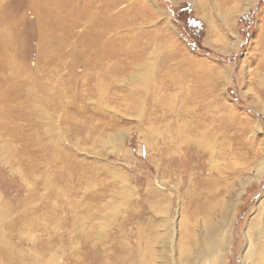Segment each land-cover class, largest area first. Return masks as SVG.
Instances as JSON below:
<instances>
[{
    "label": "rangeland",
    "instance_id": "374dc122",
    "mask_svg": "<svg viewBox=\"0 0 264 264\" xmlns=\"http://www.w3.org/2000/svg\"><path fill=\"white\" fill-rule=\"evenodd\" d=\"M0 36V83L8 79L4 53L11 48L17 75L14 84L2 88L0 101L14 105V118L25 114L15 124L24 123L31 131L39 128V134L48 131L49 141L70 155L61 160L60 169L73 180L62 176L53 185L50 202L58 206L63 220L59 233L74 238L73 248L110 256L115 240L132 246L138 229L145 227L150 231L145 235L155 238L149 244L148 262L136 256L141 252L137 247L129 251L126 264H250L259 256L264 245V0H0ZM5 36L11 38L4 42ZM110 49L118 54L105 59ZM117 59L121 66L132 62L113 78L107 72L95 78L88 68L93 62ZM148 63L151 74L141 71ZM184 66L199 79L170 85L160 78L170 69L171 76L183 78ZM104 87L108 92L97 101L96 90ZM38 89L65 103L59 108L42 103L39 121L30 113L38 105L31 96ZM194 89L201 95L197 101L190 97ZM115 94L117 100L132 95L144 109L153 98L162 104L156 113L166 118L149 121L145 111L141 117L125 113L121 99L119 107L110 103ZM170 106L200 107L206 114L214 109L220 117L216 125L224 122L233 142L250 148V159L256 157L243 172L225 176L224 182L216 170L221 209L203 227L199 224L194 232L197 241L183 251L177 248L181 208L192 179L187 170L195 158L184 147L178 149L173 162L180 177L163 173L157 147L166 139L168 147L164 124L176 119L169 116ZM179 121L183 123V116ZM156 128V140L148 139L147 131ZM85 133L95 136L84 139ZM26 158L32 161V155ZM241 158L236 155L235 163ZM76 162L82 163L79 170ZM220 163L216 168H222ZM0 169H9V164L0 163ZM3 181L0 186L12 189L11 195L24 194L33 185L17 174ZM72 217L74 226L68 227Z\"/></svg>",
    "mask_w": 264,
    "mask_h": 264
},
{
    "label": "bare ground",
    "instance_id": "6f19581e",
    "mask_svg": "<svg viewBox=\"0 0 264 264\" xmlns=\"http://www.w3.org/2000/svg\"><path fill=\"white\" fill-rule=\"evenodd\" d=\"M221 1L223 3L227 2V0ZM102 12H104V10ZM2 33L3 34L1 35H8L5 32ZM8 38L10 39L11 37L5 36L4 42L7 41ZM11 50L7 54L4 53L6 63L5 68L3 69L7 74L8 79L5 78L7 81L3 84L0 83V93H2V88L5 85L10 83L14 84L13 82H15V80H13V77L15 76L16 78L17 76L13 74L15 72V62L13 64V52ZM114 52V50H111L104 53L103 56H105V59L110 56L111 59L113 55L118 54ZM124 52L127 53V50H124ZM119 61L120 60L117 62H107L104 60L103 63L100 64H98L99 62H93L91 67L88 68H91L93 74L96 75L95 78H98V76L101 75L100 73L105 72L110 74V77L113 78L115 75H118L120 69L123 70L132 62H127L126 66H121ZM134 65L135 63H133V66ZM182 68L185 69V66ZM143 69H145L144 73L151 74L149 63L144 64L141 71ZM172 71L173 70L170 69L160 74L162 81H168L170 82V85H173L175 83L177 84V82H183V80L196 81L198 78L191 67L185 69L186 76L183 78H174L171 76V74H173ZM139 73L141 72L139 71ZM99 81L100 79L97 80L98 86L101 84ZM24 82V86H27V82ZM65 83L66 82L63 81L62 85L65 86ZM108 87L112 88L113 84L110 85V83H108ZM108 87H104L103 91L99 89L96 90V95L94 96L98 98L97 101L102 99L101 97L108 92H105V88ZM116 89L118 90V87ZM45 90L47 89L45 88ZM69 90H72V86ZM41 91L42 90L38 91L35 95H31L34 96L32 98L34 101H38L36 108H34L33 112H30L35 116L33 118L37 121L40 119V107L43 106L42 103L55 108L63 107V105H65L63 101L61 102V99L59 101L56 99V94H47L45 91H42L41 93ZM57 92L59 93V91ZM115 92L118 93L119 91L115 90ZM191 93L192 95L190 97L192 98V101H195L198 96L201 97V95L197 94L198 92H196V89L192 90ZM59 94L63 93L60 92ZM62 96L60 95V97ZM116 96H119V94H115L113 96L114 98L112 97L110 99V103L119 107V100L121 99L123 102L121 109H123L125 113H134L141 117L145 111L147 119H154V121L161 119V117L163 119L166 118V115L161 116L156 113L155 110H160L162 104H160L159 101H154L153 98L148 104V109H144L139 103H137V101H133L134 99L130 94L125 95L119 100H117ZM75 97L76 96L74 95L73 100ZM30 99V96L25 98V107L29 106ZM152 105H154V108L150 110ZM13 106L14 105H11L9 102H6V100L3 103L0 101V163L2 165H5L6 163L9 164V169L4 171L0 169V181H10L12 175L17 174L22 181L30 180L33 185H31V188L30 186H27L24 190V194L15 195H11L12 189L2 188V186H0V264H126L129 251L137 247L138 249H141V252L136 256L140 257V255H142V261H147V259H145L147 257V251L150 249V245L155 238L153 235V237H151L150 234L145 235L150 232L145 227L138 229L137 237L134 242L135 244L132 246H127L129 241L124 239L115 240L116 245L115 248L111 250L112 254L110 256L106 255V253H104L105 251H102V254L93 250L83 252L78 251L73 248V237L64 238L63 234L59 233V226H62L63 220L58 213V206L55 207L56 205H52L50 200L53 192H55L53 185H56V183L61 180L62 176L67 175V181L69 179V181L73 180L71 175L68 176L69 174L61 172L60 169L61 160L68 159L70 155H68V152L61 149L62 147L59 144L49 141L52 134H49L48 131L46 132V135L45 132L39 134L36 132L39 128L36 130L33 129L32 132L25 127L24 123L18 122L15 124V119L23 117L25 114L21 112L14 118L13 116H15V114L12 113L14 110L12 109ZM172 106H170V110L167 111H170L169 116H172L173 118L175 117L176 119L175 121L172 120L170 123L164 124V130L167 132L168 137V147H164L167 145V139L164 141L163 146L157 145L158 154L161 157V165L163 166V173L169 177H172L173 175H178V177H180L179 174H176L177 168L173 162L176 158L173 155L178 149L181 150L184 147L183 151H185V149L186 151H190L193 158H195L193 166L191 165L192 167H189L190 172L189 169L187 170L188 174L192 176V179L189 180L188 187L184 192L185 200L181 208L182 225L180 228L177 248L179 251H183L185 248L193 246L197 241L194 232L199 224L203 227V225L221 209L220 199L218 197L221 195L220 192L216 190L221 184L217 183L219 177L214 178L216 170L220 169L218 173H220L221 180L224 182L225 176L243 172L242 170L245 169L254 158L256 159V157L250 159V157H248L251 152L250 148L243 147L239 142H233L232 134L229 133V128L224 122L216 125V121L219 120L220 117L215 114L214 109H210V111L206 109L209 112V114H206V112L204 113L201 111L202 109L200 110V107L199 110H183L182 108ZM100 109L101 108H99V110ZM102 109L101 112L108 115L103 107ZM116 112H119V110ZM152 114H154V116ZM180 116H183V123L179 121ZM64 120L66 121L64 122L66 125L70 124L66 118H64ZM149 126L150 125L147 127ZM158 130L159 128H156V132L148 130L146 137L151 139L156 133H158ZM83 131L84 128L82 127L79 129V134H82ZM82 136V138L90 140L95 134L92 137L88 136L86 133ZM153 138L156 140V137ZM239 154L240 158L242 156L240 164H238L239 162L235 163L234 161L236 155ZM29 155H32V161L26 158ZM5 158L7 159L4 160ZM220 160L222 168H216L215 164ZM202 161L204 162V165L198 166ZM75 164L77 165V170H79L82 163L76 162ZM68 165H70V163ZM204 170H208L209 174L204 175ZM34 175L39 178L37 179L35 177V182L31 180V177ZM178 185L179 181L174 184L177 188ZM37 186H40L37 190L32 189ZM34 192H38V194H35ZM33 204H38V206H33ZM74 222L73 217L70 218V221L67 222V226L73 227ZM36 234H38L37 237ZM31 236L33 237L32 239ZM63 241L64 243L66 241V248H62ZM259 249H261L259 250V256L252 259L250 264H264V245ZM119 250L122 251L120 255ZM138 260H140V258Z\"/></svg>",
    "mask_w": 264,
    "mask_h": 264
}]
</instances>
